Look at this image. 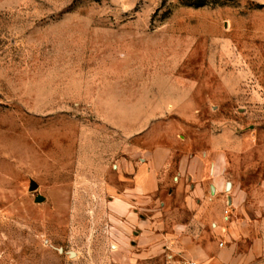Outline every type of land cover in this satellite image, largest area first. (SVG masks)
I'll use <instances>...</instances> for the list:
<instances>
[{
    "label": "rangeland",
    "instance_id": "1",
    "mask_svg": "<svg viewBox=\"0 0 264 264\" xmlns=\"http://www.w3.org/2000/svg\"><path fill=\"white\" fill-rule=\"evenodd\" d=\"M219 147L264 173V0H0V264H183L168 177ZM144 156L163 202L113 210Z\"/></svg>",
    "mask_w": 264,
    "mask_h": 264
},
{
    "label": "crops",
    "instance_id": "2",
    "mask_svg": "<svg viewBox=\"0 0 264 264\" xmlns=\"http://www.w3.org/2000/svg\"><path fill=\"white\" fill-rule=\"evenodd\" d=\"M234 157L229 161L225 148L219 147L188 154L176 162L175 175L168 177L171 186L167 193L179 199L190 215L178 222L181 233L166 246L172 251L171 258L203 264H264V173L258 172V164L242 170L236 163L241 155ZM146 160L144 156V163L133 169L129 185H111L107 201L113 210L121 209L126 215L131 207L133 212L147 203L163 202L159 192L167 178L156 167L147 169ZM140 217L143 224L161 222L156 216ZM128 220L124 222L130 224ZM195 226L199 236L194 235ZM145 242L144 248L138 249L139 258L161 250L156 242L149 247Z\"/></svg>",
    "mask_w": 264,
    "mask_h": 264
},
{
    "label": "water",
    "instance_id": "3",
    "mask_svg": "<svg viewBox=\"0 0 264 264\" xmlns=\"http://www.w3.org/2000/svg\"><path fill=\"white\" fill-rule=\"evenodd\" d=\"M37 188V184L34 182V181H30V185H29V189L30 190H35ZM43 200V196H40V195H38L37 197H36V201L37 202H40V201H42ZM72 254V253H71Z\"/></svg>",
    "mask_w": 264,
    "mask_h": 264
},
{
    "label": "built area",
    "instance_id": "4",
    "mask_svg": "<svg viewBox=\"0 0 264 264\" xmlns=\"http://www.w3.org/2000/svg\"><path fill=\"white\" fill-rule=\"evenodd\" d=\"M183 264H203L197 260L187 259L183 261Z\"/></svg>",
    "mask_w": 264,
    "mask_h": 264
}]
</instances>
